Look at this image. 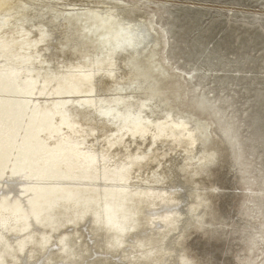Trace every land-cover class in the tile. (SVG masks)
<instances>
[{
  "label": "bare ground",
  "instance_id": "6f19581e",
  "mask_svg": "<svg viewBox=\"0 0 264 264\" xmlns=\"http://www.w3.org/2000/svg\"><path fill=\"white\" fill-rule=\"evenodd\" d=\"M26 1L28 0H0V56L8 59L7 64L5 63L7 66H4L5 68L1 69L0 72V108H2V103H7V100L12 101L9 106H5V112L2 114L6 122L3 119L0 120V137H2L0 139V172L8 176L0 181V198H6L4 205L0 206V216L5 217L6 220V225L0 229V252L7 254L1 264H142L143 258L141 255H135L124 261L122 259L118 260L117 254L110 253L111 251L107 247L109 240L117 235L115 230L110 229L111 227H103V229L102 227L90 228L89 232L91 233H86L93 215L95 217L96 214L100 216L102 208L99 205L102 206V203L97 204L91 210L92 215L86 217L82 222L73 223L74 226L67 224L55 230V239L71 233L72 230L80 235L81 239L77 242L68 240L63 244V247L51 243V247L44 248L39 255L33 256V252L39 248L37 245L38 230L36 227L35 229L28 227L26 231L20 230L22 226L20 221H22V216L26 210V203L32 198L33 194H36L39 190L49 191L53 189L55 193L62 189L71 198H78V200L63 205L53 206L55 208L53 218L59 220L60 217H64L63 212L69 213L73 217L79 215V211L82 210L80 202L90 197L99 200L101 198L100 191L104 188L107 189L106 192L104 191L107 198H110L109 203L104 202V209L109 205L116 213L123 212L125 209L130 211L125 217L116 216L113 221L114 226L118 227L121 233L127 230V226H134V230L123 237L122 243H125L127 247H123L120 254L127 252L126 250L130 244H138L146 240L150 242V238L153 236V246L159 245L156 252H160L161 245L164 246L167 252L173 251L172 254L165 257L163 264H192V259L186 256L192 239L196 241L191 232L201 229L206 235L209 224L213 223V218L209 219L207 216L209 214L208 198H213L215 193H225L220 185L208 184L205 186H211V190L207 189L208 192L200 191L201 185L213 170L220 168L218 160L222 159V162L224 161V157L219 152L220 141L215 138L214 126L201 111H205V107L199 106L198 109H194L181 104L182 95L178 90L181 83L179 78L171 71V67L163 62L164 59L160 58V54L158 55L161 42L157 39L156 31L152 25H149V27L153 28L154 42L149 55L147 54L145 64H147V70L151 73L152 78L156 81V87L153 91L156 97L152 95L154 96L153 101L148 97L128 96L119 94L114 90L117 82L115 72L119 71L118 66H120V64H116L112 46V42H115L117 36L113 28L117 18L114 17L113 19L110 15L106 16L108 18L104 16L102 22L99 21L100 17L93 16L90 19L94 24L97 22L100 24L97 30L100 34L106 36L109 42L107 48H101L99 51L95 46H88L84 51L79 50L70 58L63 59L59 55L61 51L69 49L70 44L74 46L73 43L77 40L84 41L87 45L86 40H89V38H81L82 40L77 38L76 40L72 33L67 32L64 37L54 36V25L51 19L44 18L45 20H40L34 18V12H36L34 8L30 11L27 10L29 7L26 10L18 7L20 3ZM118 5L123 6L120 3ZM126 7L129 6L126 5ZM131 7L129 8L132 9L133 7ZM9 12L11 16H9ZM136 16L145 24L149 23L144 16L138 14ZM71 22L73 23L71 26L81 29L78 20L73 19ZM129 24L131 25V22ZM53 42L56 43L58 49L56 53L59 56L52 55L49 52V45ZM102 45L104 44L102 43ZM19 56L21 60H26L28 64L32 65L38 60H47L46 67L41 70V78L38 79V83L41 79L44 80L45 84L42 86L45 89L53 87L52 84L56 83L62 86L63 90L72 93L88 94L87 92L94 93L95 90L100 89L113 92L112 97L77 96V98H88L92 104H95L96 110H99L97 113H102V109L107 107L108 112L113 114L112 121L92 120V122H86L82 118L80 106L76 104L66 107L63 111L64 107L57 104V102L63 101L62 97L59 99L44 97L42 99L39 97L41 94L34 95L32 93L26 96L17 95L16 97L8 94V91L14 87L16 82L21 81L14 77L15 73L13 74V72H18L19 77H29L23 74L24 68L20 67L22 64L16 60L19 59ZM117 60L119 59L117 58ZM10 62H12L11 65H9ZM87 72L96 73L93 77H90ZM65 76H69V78ZM132 78H128V81H131ZM46 80L51 81L52 84H49ZM172 82H177L174 83L177 84L176 88L171 85ZM98 86L101 88H98ZM35 90L40 91L41 84ZM165 98L173 106L175 105L197 116L205 126H208L210 138L192 159H174L169 151L191 148L202 134L201 127L175 116L167 118L165 116L166 112L160 109L162 103L169 105ZM17 99L22 100L19 102H23L21 104H23L22 112L24 114H22L23 116L19 121H13V119L18 118V116L12 114L15 111L13 104ZM24 101L30 104L28 105ZM164 107L171 108V106ZM49 113L53 117L49 116ZM29 118L34 119L29 121ZM64 121L68 122L67 126ZM14 123L16 124L14 125ZM25 123L32 124L26 125ZM40 129L43 131L38 134ZM21 134H23V137L19 140L17 137ZM24 136L26 139H24ZM147 146H150L149 151L145 149ZM153 146H160L161 148H153ZM74 154L76 157L72 159ZM94 154L95 156H90ZM139 154H144L143 160L129 161L132 156ZM27 157H29L28 160H26ZM67 158H70L69 164L65 162ZM171 158H173V162L170 160ZM121 161L131 162L132 167L123 172L119 171ZM3 164H9L12 169L21 171L22 175L36 173L37 176H45L47 179H36L30 183L20 177V174L11 177L6 174V169H2ZM157 166L159 168L164 167L162 168L163 176L170 179L172 186L179 190H172L176 194L160 189L154 183L153 178L149 179L150 182L142 183V186H136L130 181L123 182L127 176H144ZM135 168L136 172L132 171ZM137 169L138 171L140 169L141 172L138 173ZM142 171L145 173H142ZM101 172L108 176L113 175L114 180H116L115 177H120L117 181L107 183L108 181L101 180ZM218 173L220 174V172ZM93 177L94 180L92 181ZM215 177L217 176L215 175ZM66 178H69L70 181H66ZM165 181L169 182V180ZM24 186L31 188L33 194L31 195V191L21 189ZM134 187L140 190L134 191L135 194L132 195L130 188ZM155 193H162L163 196H169L168 198H171L170 195H180L182 200L181 204L175 208V212L180 222L181 219L186 218L184 225L178 232L172 233L166 238L164 237L168 230V223L174 215L173 210L169 212L167 209L160 210L162 213L159 212L156 215L158 217L161 215V221L166 226L161 230L159 226L153 225V222L151 224H148V222V226L146 219L154 211L159 210L162 205H155L157 201L153 200L151 203L141 206L140 209V201L147 194ZM124 195L126 197L132 195V197L126 202L121 201ZM46 197L47 194L38 196L35 201H46ZM76 201L78 202L74 204ZM61 208L62 213H59ZM132 210H137L140 216L132 215ZM167 212L169 216L165 218ZM105 228H108V230ZM216 230L208 229L210 238L214 237V231ZM27 239L31 241L26 245L28 251L26 252V246L18 251V243ZM131 251L128 249V252Z\"/></svg>",
  "mask_w": 264,
  "mask_h": 264
},
{
  "label": "rangeland",
  "instance_id": "374dc122",
  "mask_svg": "<svg viewBox=\"0 0 264 264\" xmlns=\"http://www.w3.org/2000/svg\"><path fill=\"white\" fill-rule=\"evenodd\" d=\"M112 1L151 23L158 55L181 83V104L204 106L220 141L224 161L200 191L208 184L225 193L208 198L213 223L206 235L191 232L186 256L192 264H264V0Z\"/></svg>",
  "mask_w": 264,
  "mask_h": 264
},
{
  "label": "water",
  "instance_id": "95a60500",
  "mask_svg": "<svg viewBox=\"0 0 264 264\" xmlns=\"http://www.w3.org/2000/svg\"><path fill=\"white\" fill-rule=\"evenodd\" d=\"M18 7H20V9L23 8L25 10L28 7L29 9L27 10L34 8V10L36 11L34 12L35 14L34 18H38L40 20H45L44 18L51 19L52 24L54 25V29H53L54 36L64 37L65 33L67 32V33H72L74 38H76V40L77 38H80V39L89 38V40L88 39L86 40L87 45H85L84 41L77 40L75 43H73L74 46H71L70 44L69 49L65 51L64 50L61 51L59 55H61L60 57L63 59L70 58L75 52H79V50L84 51V49L88 46H95L98 48L99 51L101 48L102 49L107 48L109 42L107 41L106 36L100 34L97 30V27L100 24L98 22L94 24V22L91 21L90 19L93 16H96V17H100L99 21L102 22L104 20V16L105 18H108L106 16L110 15L113 19L114 17L117 18V21H115L114 26H113L114 31L117 36H116L115 42L114 41L112 42V46L114 48L113 54H114V57L116 58V64H120V66H118L119 71L115 72V78L117 79V82L114 86V90L115 92L119 94H126L128 96L148 97L151 100L154 97L152 95H155L156 97V94L153 93L156 87V81L154 78H152L151 73L147 70V64H145V61L147 59V56L149 55L151 46L154 42V33L152 32L153 30H151L152 29L151 26L149 27L150 24L146 21L148 23L147 25V23L145 24L144 21L142 22V20H139L137 16L132 13V10L129 7L120 6L117 3H114L112 0H98V1L97 0H48V1L28 0L24 3H20ZM9 16H11V13ZM73 19L79 21L82 30L80 28L79 29L76 28L75 26H71V24L73 25V23L71 22V20L73 21ZM129 22H131V25L129 24ZM102 43L104 45H102ZM57 51L58 49L56 48V43L55 42L51 43L49 45V52H51L52 55L59 56L56 53ZM117 58L119 60H117ZM16 60L20 64H22V66L20 67L24 68V71H22L24 72L23 74L29 77L28 78L19 77L17 74L18 72H13V74L15 73L14 77L18 78L21 81H17L14 87H12L8 91V94L15 95L14 97H16L17 95L26 96L32 93H34V95L41 94L39 97H41L42 99L44 97H48V98L54 97L57 99L62 97L63 101L57 102V104H61L64 107L63 111L65 110L66 107L74 106L76 104L80 106L82 118L86 122L88 121L92 122V120L112 121L111 118L113 117V114L108 112L109 109L107 107H105V109H102V113H97L99 110H96V107H94L95 104H92L88 98H83V97L85 96H92L95 98H97V96H99L100 98H103V96L112 97L114 95L113 92L111 91L109 92L107 89L106 90L100 89L98 91L94 89L95 92L94 93L90 92L91 94L89 92H87L88 94L86 93L81 94V93H75V92L72 93V92L63 90L62 86H60L59 84L58 85L56 83L52 84L51 81L49 80H46V81H48L49 84H52L53 87L49 89H45L43 88L45 84L44 80L41 79L42 82L39 81L40 83H38V79L41 78L40 77L42 75L41 70H43L46 67L47 60H38V62H36L38 63V65H36V63L33 65L30 63L28 64L26 60H21L20 56H19V59L17 58ZM7 62H8V59H4V57L0 56V72L2 71L1 69L5 68L4 66H7L6 65ZM11 64L12 62H10L9 65ZM95 73L96 72H90V73L87 72V75L90 77H93ZM65 77L69 78V76H65ZM130 77H133V78L131 81H128V78ZM95 80H96V77H95ZM40 84H41V90L40 91L35 90L36 87ZM98 88H101V87L98 86ZM58 89H61V90H58ZM80 95H83V97L77 98V96H80ZM85 99H88V100H85ZM156 100L155 102H157ZM19 101H22V100L17 99L16 102L13 104L14 106L12 105L13 108H15L14 109L15 111L12 114L14 116H18V118L13 119V121H19L23 116L22 114H24L22 112L23 104H21L23 102H19ZM11 102H12L11 100H7V103L6 102L2 103V108H0V120L3 119V121L6 122L2 114L5 112V106L6 105L9 106ZM25 102L26 101H24V103ZM166 102L169 105L162 103L160 104L161 106L160 109L161 110L163 109V111L166 112L165 116L167 118L175 116L178 118H182L183 120H186L190 124H196L201 127L202 134L199 140L195 143V145H193L188 150L181 148V149H175V150L169 151V153L173 156L174 159L176 158L177 159L179 158L180 160L187 159V158L192 159L199 153V151L202 149V147L207 143V141L210 138L208 126H205L203 122L199 120L197 116H194L193 114H190L178 108L175 105L173 106L171 103H169L168 100ZM26 103L28 105L30 104L28 102ZM164 106H171V108L169 109ZM29 114L34 116L32 113H29ZM49 116L53 117L51 113H49ZM114 117L116 118L115 115ZM29 119H30L29 121H33L34 118L32 119L29 118ZM64 123H66L65 124L66 126L68 125L67 124L68 122L64 121ZM15 124L16 123H14V125ZM25 124L30 125L32 123H25ZM42 131L43 130L40 129L38 134L42 133ZM22 137H23V134H21L17 138L20 140ZM1 138L2 137H0V139ZM24 139H26L25 136H24ZM83 139L86 142V139L84 137ZM77 147L79 148V146ZM149 147L150 146H147L145 149L149 151L150 149ZM154 147L161 148L160 146H153V148ZM90 156L93 157L95 156V154L90 155ZM73 157H76V155L75 154L72 155V159ZM173 158L170 159L172 162L174 161ZM28 159L29 157L26 158V160ZM143 159H144V154H139V155L132 156L131 160L129 161H141ZM65 162L66 164H69L70 158H67ZM120 163L121 164H119L120 166L119 171L121 172L125 171L126 169L129 170L132 167L131 162L121 161ZM3 165L4 166L2 167V169H6V174H9V176L11 177H15L16 175L20 174V177H22L24 180L29 181L30 183L36 179H47L45 176H40V177L39 175L37 176L36 173L33 175H29V173L22 175L20 173L21 171H16L12 169V167L9 164L8 165L3 164ZM162 168L164 167L159 168V166H157V168H154L148 171L144 176H139V177L138 175H132L131 177L127 176V178H125L123 182L130 181L136 186H142V183L150 182L149 179L153 178L154 183H156V185L160 189L166 192L167 191L173 192L174 190L179 191L177 188L172 186L173 184L170 179H166L165 176H163ZM132 171L136 172V168ZM139 172H141L140 169L138 173ZM142 173H145V172L142 171ZM7 177L8 176H5L2 172H0V181ZM119 177L120 176L115 177L116 180H114L113 175L108 176L105 173L103 174V172H101V180L103 179L104 181H108L107 183H111L109 181H117ZM65 180L70 181L69 178H66ZM93 180H94V177L92 178V181ZM165 180H169V182ZM21 189H24V191H27V190L31 191L32 192L31 195L33 194L32 189L27 186L21 187ZM130 189L132 191V195L135 194L134 191L140 190L135 187L130 188ZM106 190L107 189L104 188L100 191L101 198L99 200L93 197L92 198L90 197V198L85 199L83 202L81 201L80 206L82 207V210L79 211V215H74L73 217L69 213H66V212L62 213V208H61L59 213H62L64 217H60L59 220H55L53 218L55 215L54 213L55 208L53 206L63 205V204H66L67 202L78 200V198H71L69 194L64 193L65 191L62 189L61 191L59 190L58 192H55V193L53 189H50L49 191L39 190L36 192V194H33L32 198L26 203V210L24 211V214L22 216V221H20L22 222V226L20 230L26 231L28 227H32V229H35L36 227L38 230L37 236L39 237L37 240L38 242L37 245L39 246V248L37 251L33 252L34 253L33 256L39 255L44 250V248L48 249V247H51L52 244L63 247L64 246L63 244L68 242V240H75L77 242L79 239H81L80 238L81 236L76 234V232H74L73 230L71 233L62 235L61 237L55 239L54 237L56 236L55 230H57L60 227L66 226L67 224L72 226L73 223L82 222L86 217L88 218L92 215L91 210L95 208L97 204L102 203V206L99 205V207L102 208V211L99 214L100 216L96 214V217L95 215H93L92 221L88 220L89 221L88 229H87L88 232L86 233H91L89 232L90 228L94 229L96 227H102L103 229V227H111L110 229L115 230L117 232V235L113 236L112 240L110 238L108 246L107 245L106 246L108 247L109 251H111L110 253L117 254L118 260L122 259L126 261V260L131 259V257H134L135 255H141L143 258L142 264H153L154 262H155L154 264H163L165 262L164 261L165 257L172 254L173 251L167 252L164 249V246L161 245L160 252H156V248H158L159 245L153 246V238H154L153 236L150 238V242L149 240H146V241H142L141 243L139 242L138 244L137 243L130 244L128 246V249L132 251L128 252V249H127L126 250L127 252L120 254L123 247L125 248L127 247L125 243H122L123 237L128 232L134 230V226H131V225L127 226V230L122 233L119 231L118 227L114 226L113 221L116 216L125 217V215L129 214L130 211H128V209H125L123 210V212L121 211L122 213L121 212L116 213L112 210L111 206L109 207V205L108 207L106 206V208L104 209V202L107 204V202L109 203V199H110L109 197L107 198V195L105 194ZM45 194H47L46 201H41V202L35 201L38 199V196H43ZM175 194L170 195L171 198H168L169 196H163L162 193L147 194V196H145L140 201V209H141V206L147 205L148 203H151L153 200L157 201V204L155 205H162V207H159L160 208L159 210L154 211V213L151 214L152 217L149 216V218L146 219L147 221L146 224L148 222H149L148 224H151L153 222L152 224L159 226V229L161 230L163 229V227L165 228L166 226L161 221V215L159 217L156 215H158L159 212L162 213L160 210L167 209L168 212L173 210L174 215L172 219L170 220V223H168V230L164 238H166L168 235H171L172 233L178 232L181 229V227L184 225L183 223L186 220V218L185 219L183 218L181 219V222H180V219L177 216V213L175 212V208L179 204H181V201H182L180 195L178 196ZM103 195L107 199H105ZM132 195H129L127 197L126 195H124L121 201L124 200L126 202L130 197H132ZM5 200H6L5 197L0 198V206L4 205ZM77 202L78 201H76L74 204H76ZM163 212H166V211H163ZM168 212L165 218L169 216ZM132 215L140 216L137 210H132ZM5 221H6L5 217L0 216V229L6 225ZM105 229L108 230V228H105ZM43 232L44 234L41 235V233ZM30 242H31L30 239H27L26 241H20L17 247L18 251H21L22 249H24V247ZM140 247H143V248H140ZM25 249L27 252L28 251L27 246L25 247ZM5 255L7 254L4 252H0V256H1L0 264L3 262ZM61 260H65V259H61Z\"/></svg>",
  "mask_w": 264,
  "mask_h": 264
}]
</instances>
